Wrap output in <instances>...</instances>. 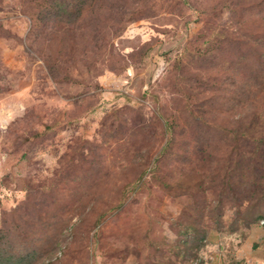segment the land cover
<instances>
[{"label":"rangeland","instance_id":"obj_1","mask_svg":"<svg viewBox=\"0 0 264 264\" xmlns=\"http://www.w3.org/2000/svg\"><path fill=\"white\" fill-rule=\"evenodd\" d=\"M1 261L264 264V0H0Z\"/></svg>","mask_w":264,"mask_h":264},{"label":"trees","instance_id":"obj_2","mask_svg":"<svg viewBox=\"0 0 264 264\" xmlns=\"http://www.w3.org/2000/svg\"><path fill=\"white\" fill-rule=\"evenodd\" d=\"M70 6H72L71 2L66 4L65 2H56V3H54L53 1H51L48 4H46L44 8L48 9V10H51V12H53V14L51 13V16H54V17L58 18V15L64 16L65 14H67ZM81 10H82V8H80L78 10L77 14L80 13ZM186 239H188V238H186ZM186 249L190 250L189 246L186 247ZM2 263L3 262L1 261L0 264H2Z\"/></svg>","mask_w":264,"mask_h":264}]
</instances>
